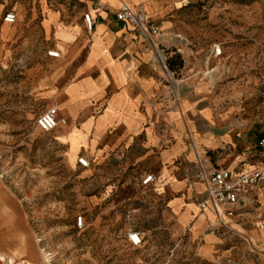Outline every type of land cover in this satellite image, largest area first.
Wrapping results in <instances>:
<instances>
[{
    "label": "crops",
    "instance_id": "1",
    "mask_svg": "<svg viewBox=\"0 0 264 264\" xmlns=\"http://www.w3.org/2000/svg\"><path fill=\"white\" fill-rule=\"evenodd\" d=\"M176 1L1 0L0 20L4 9L16 14L6 41L19 36L25 45L50 41L47 50L60 53L52 58L39 49L42 63L31 68V82L66 120L54 129L66 153H83L90 161L81 167L88 209L114 201L122 205L127 229L132 224L144 244L143 228L130 217L137 207H129L145 201L153 224L147 231L164 233V243L195 250L211 264H264V228L256 224L264 223V183L235 216L236 227L256 240L260 251L250 252L240 238L222 230L207 233L213 212L210 205L197 208L196 197L204 191L194 177L199 165L238 174L257 167L264 153L258 140L235 133V108L217 85L211 48L191 50L176 76L161 70L175 46L183 50L188 44L171 14ZM123 2L145 5L159 24L162 35L154 45L116 19ZM84 13L91 14V32ZM147 172L156 179L144 187L141 178Z\"/></svg>",
    "mask_w": 264,
    "mask_h": 264
},
{
    "label": "rangeland",
    "instance_id": "2",
    "mask_svg": "<svg viewBox=\"0 0 264 264\" xmlns=\"http://www.w3.org/2000/svg\"><path fill=\"white\" fill-rule=\"evenodd\" d=\"M174 5L177 30L188 42L186 56L221 44L223 54L212 62L217 85L235 108V133L256 142L264 134V0H177ZM13 32L3 22L0 264H211L195 250L164 243V233L147 231L153 224L145 201L129 207H137L130 217L145 232L140 248L126 240L129 217L122 205L114 201L102 206L105 211L88 209L84 170L75 164L83 153H66L55 130L42 132L35 125L43 110L55 106L33 87L30 71L42 63L38 50L47 51L51 42L25 45L21 36L6 41ZM79 214L81 229L75 225Z\"/></svg>",
    "mask_w": 264,
    "mask_h": 264
},
{
    "label": "built area",
    "instance_id": "3",
    "mask_svg": "<svg viewBox=\"0 0 264 264\" xmlns=\"http://www.w3.org/2000/svg\"><path fill=\"white\" fill-rule=\"evenodd\" d=\"M82 18L86 30L91 32L93 27L91 14L84 13ZM116 19L132 25L138 34L152 45L162 35L159 24L150 19L143 5L121 3L119 10L116 12ZM2 20L13 23L16 20V14L7 11L3 14ZM174 48V53L180 54L183 66L186 56L181 48L176 46ZM46 54L52 58L60 56L59 51L54 48L48 49ZM222 54L223 48L221 44H213L210 55L219 57ZM170 56L164 57L160 63V68L165 74L176 76L180 73L182 67L176 71L170 69L167 65V59ZM65 122V118L59 116L57 106L47 107L35 119L36 127L42 132H51L59 125L65 124ZM257 145L264 153V134L258 138ZM76 162L83 168L90 165L89 159L83 155L78 156ZM194 177L204 184L202 195L196 197L197 208L203 210L210 205L214 215L213 220L209 222L206 228V232L216 234L219 230H222L230 236L240 238L250 252L260 251L257 241L236 227L235 216L239 205L247 201L250 198V194L257 191L264 183V155L259 165L249 171L233 174L228 168H207L199 165ZM155 179L156 176L153 172H147L141 178V185L147 187ZM256 224L258 228H264L262 220H258ZM75 225L78 229L83 227L82 215L76 216ZM126 240L132 247H140L143 244L140 232L132 224L127 229Z\"/></svg>",
    "mask_w": 264,
    "mask_h": 264
},
{
    "label": "trees",
    "instance_id": "4",
    "mask_svg": "<svg viewBox=\"0 0 264 264\" xmlns=\"http://www.w3.org/2000/svg\"><path fill=\"white\" fill-rule=\"evenodd\" d=\"M167 65L172 70H178L182 67V60L179 53H173L168 59H167Z\"/></svg>",
    "mask_w": 264,
    "mask_h": 264
},
{
    "label": "bare ground",
    "instance_id": "5",
    "mask_svg": "<svg viewBox=\"0 0 264 264\" xmlns=\"http://www.w3.org/2000/svg\"><path fill=\"white\" fill-rule=\"evenodd\" d=\"M144 7H145V9L147 10V8H146V6L145 5H143ZM148 13V12H147ZM3 22H5V21H3ZM5 23H8V22H5Z\"/></svg>",
    "mask_w": 264,
    "mask_h": 264
}]
</instances>
